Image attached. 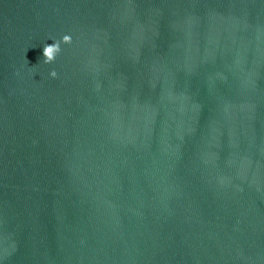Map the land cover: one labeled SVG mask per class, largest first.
Segmentation results:
<instances>
[{
  "label": "water",
  "instance_id": "1",
  "mask_svg": "<svg viewBox=\"0 0 264 264\" xmlns=\"http://www.w3.org/2000/svg\"><path fill=\"white\" fill-rule=\"evenodd\" d=\"M0 264H264V0H0Z\"/></svg>",
  "mask_w": 264,
  "mask_h": 264
},
{
  "label": "clouds",
  "instance_id": "2",
  "mask_svg": "<svg viewBox=\"0 0 264 264\" xmlns=\"http://www.w3.org/2000/svg\"><path fill=\"white\" fill-rule=\"evenodd\" d=\"M63 40L64 41H68L69 37L68 36H64ZM59 51H60V49H59V44L58 43H56V42H52L50 44L45 43L43 45V53H42L43 54V62L46 63V64L52 62L54 60L56 54ZM49 75L54 77L56 75V73H55V71H51L49 73Z\"/></svg>",
  "mask_w": 264,
  "mask_h": 264
}]
</instances>
